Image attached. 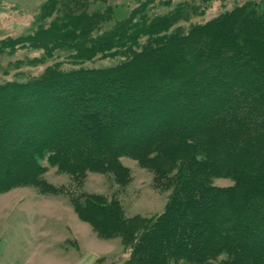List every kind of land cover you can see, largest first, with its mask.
Segmentation results:
<instances>
[{
  "label": "trees",
  "instance_id": "trees-1",
  "mask_svg": "<svg viewBox=\"0 0 264 264\" xmlns=\"http://www.w3.org/2000/svg\"><path fill=\"white\" fill-rule=\"evenodd\" d=\"M146 1L124 23L97 34L95 21L111 12L106 0L42 6L41 18L56 13L55 19L26 44L47 56L69 50L74 68L56 64L37 79L0 85V124L16 122L0 140V192L36 183L42 160L79 173L121 171L118 161L128 156L174 188L162 215L141 219L137 231L131 226L130 263L264 264V0L187 29L174 28L171 17L147 19L153 0ZM117 57L112 66L82 67ZM160 67L167 72L158 76ZM138 68L140 79L131 76ZM124 92L152 100L141 113L140 100L133 103ZM13 97L7 106L4 100ZM112 121L124 129L121 142L113 139ZM94 124L105 127L107 142L92 143ZM218 178L233 185L216 187ZM93 198L82 205L88 222L104 229L105 220L119 222L111 206Z\"/></svg>",
  "mask_w": 264,
  "mask_h": 264
},
{
  "label": "rangeland",
  "instance_id": "rangeland-1",
  "mask_svg": "<svg viewBox=\"0 0 264 264\" xmlns=\"http://www.w3.org/2000/svg\"><path fill=\"white\" fill-rule=\"evenodd\" d=\"M50 1L0 0V85L37 79L56 64L64 71L74 68L69 58L72 52L69 50L60 49L47 56L44 49L26 44L37 35L39 27L55 19L56 13L51 18H41L42 6ZM106 1L111 7L110 15L100 22L95 21L97 28L92 34L103 33L102 28H112L124 23L133 10L147 2ZM254 1L259 0H153L146 6L144 15L150 20L157 16L171 17L175 19L174 28L180 26L187 29L193 24L214 19L238 4ZM104 5L105 2H99V6ZM59 17H62L61 13ZM139 18L141 16L137 15L135 20ZM187 53L186 55H190L191 51ZM118 61V57L94 59L82 64V67H108ZM186 62L184 67L188 64ZM158 69L161 72L158 76L167 72L162 67ZM174 69L169 68L168 73ZM142 70L144 69L133 70L131 76L135 78L139 75L140 79L144 75ZM137 83L142 85L143 81L137 80ZM135 94L136 96L133 93H122L124 97L133 99V103L140 100L142 105L135 107L144 113L143 104L151 102L152 98L148 94L143 96L140 92ZM181 95L179 93L177 96L182 98ZM16 99L7 98L4 103L6 101V105L10 106ZM0 104H3L1 99ZM9 121L8 124H0V140L13 131L12 125L16 122L12 118ZM112 122L116 126L113 139L116 142L126 139L123 127ZM92 128L90 140L94 145L107 142L104 139V126L94 124ZM155 130L153 126L152 131ZM2 153L0 149V165ZM118 163L121 171L85 170L69 173L59 171L42 160L39 163L42 171L36 183L1 191L0 264H132L130 261L134 244L131 226L137 231L141 219L153 222L162 215L174 188L170 181L167 183L169 178L164 179L156 169L145 166L136 159L120 157ZM175 173L176 171L174 175ZM2 174L3 170L0 171V175ZM213 184L227 188L233 182L228 178H218L213 180ZM94 196L98 203L115 210L121 225L109 219L105 220L108 225H104V229L84 218L82 205L89 197L94 199ZM224 258L226 259L225 256Z\"/></svg>",
  "mask_w": 264,
  "mask_h": 264
}]
</instances>
